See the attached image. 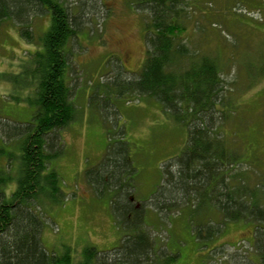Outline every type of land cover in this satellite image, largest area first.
I'll return each instance as SVG.
<instances>
[{
	"label": "trees",
	"instance_id": "1",
	"mask_svg": "<svg viewBox=\"0 0 264 264\" xmlns=\"http://www.w3.org/2000/svg\"><path fill=\"white\" fill-rule=\"evenodd\" d=\"M192 1L136 0L135 8L144 15L143 64L122 80L114 76L106 87L109 92L117 84L120 93L159 101L167 116L186 126V144L163 164L155 191L138 203L127 147L109 145L103 157L85 169L83 178L93 193H111L110 209L123 234L117 246L107 251L87 246L77 257L68 246L59 254L48 252L41 232L45 202L66 198L49 162L61 153L57 131L76 113L66 76V47L81 27L80 15L60 0H0V23L12 21L19 36L34 45L17 73L0 75L12 81L19 94L30 89L27 102L33 107L25 121L0 116V264H172L175 255L157 247L145 226L148 208L163 216L186 212L200 242L218 237L228 222H250L252 252L237 264H264V170L254 168L259 157L251 160L252 174L249 167H241L248 162L228 137L238 131L223 128L238 104L228 101L219 56L207 46V36L195 42L186 34L188 22L199 23ZM37 15L46 16L47 24L35 34L32 22ZM198 27L201 32L207 29L204 23Z\"/></svg>",
	"mask_w": 264,
	"mask_h": 264
},
{
	"label": "rangeland",
	"instance_id": "2",
	"mask_svg": "<svg viewBox=\"0 0 264 264\" xmlns=\"http://www.w3.org/2000/svg\"><path fill=\"white\" fill-rule=\"evenodd\" d=\"M60 1L81 19L77 35L66 47V76L76 113L57 131L63 145L49 167L59 174L66 198L60 203L45 202L41 241L48 252L59 254L68 246L79 257L87 246L101 251L117 246L123 234L110 209L111 193H93L83 178L85 169L95 165L109 145L127 147L133 196L136 203L141 202L160 184L163 164L181 153L188 130L167 116L154 98L120 93L117 84L109 92L106 89L114 76L122 80L143 64L144 15L135 8L136 0ZM190 4L196 10L193 17L207 29L201 32L193 19L187 23L186 34L195 42H204L207 36V46L219 56L228 101L238 104L223 128L238 131L237 136L228 137L248 162L241 167H249L252 174L251 160L259 157L254 168L262 171L264 0H193ZM46 24V16H35V34ZM33 50L34 45L19 36L16 24L0 23V75L17 73ZM31 94L30 89L19 94L12 81L0 76V116L13 122L28 120L33 112L27 102ZM13 95L20 99L14 100ZM144 223L155 245L175 255L172 264H237L252 252L250 222H228L218 237L204 242L194 236L186 212L163 216L148 208Z\"/></svg>",
	"mask_w": 264,
	"mask_h": 264
}]
</instances>
